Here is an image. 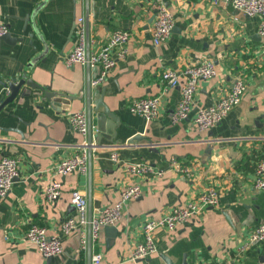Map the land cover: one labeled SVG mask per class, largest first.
Returning <instances> with one entry per match:
<instances>
[{
  "label": "crops",
  "instance_id": "obj_1",
  "mask_svg": "<svg viewBox=\"0 0 264 264\" xmlns=\"http://www.w3.org/2000/svg\"><path fill=\"white\" fill-rule=\"evenodd\" d=\"M164 5L174 25L168 39L155 46L152 0H0V22L12 37L22 38L13 47L0 43V80L24 75L44 89L75 98L52 106L40 91L23 86L2 105L0 84V159L19 160L18 176L0 201V264H87L88 247L80 248L82 231L64 235L60 230L65 220L77 217L71 192L85 196L91 219L113 205L131 183L139 185L141 195L126 204L112 226L116 237L102 228L98 241L90 245L92 254L103 255L102 264H262L264 240L248 244L251 231L264 221V191L253 188L255 166L264 157V36L258 33L262 19L246 16L225 1L213 5L211 0H164ZM80 18L89 51L104 45L115 30L130 35L125 57L102 84L91 87L93 94L103 93V104L119 124L104 116L98 124L103 109L92 112L91 143L96 147L87 173L58 178L54 167L82 142L68 115L86 113V85L98 73L64 63L77 44ZM201 61L213 62L217 75L198 84L195 109L188 120L174 124L171 114L180 92L164 91L161 75ZM236 78L246 85L240 103L210 130H196L195 112L218 102ZM155 96L161 97L156 119L146 122L128 110L133 99ZM113 152L118 164L110 159ZM172 159L188 168L189 176L172 170ZM137 163H148L164 176L133 178L122 171L125 164ZM54 178L60 180L62 193L50 203L43 192ZM210 188L218 192V206L206 208L175 231L157 229L158 253L129 259L143 240L145 221L165 216ZM30 225L57 236L62 253L44 258L24 243ZM88 231L86 227L87 237Z\"/></svg>",
  "mask_w": 264,
  "mask_h": 264
},
{
  "label": "built area",
  "instance_id": "obj_2",
  "mask_svg": "<svg viewBox=\"0 0 264 264\" xmlns=\"http://www.w3.org/2000/svg\"><path fill=\"white\" fill-rule=\"evenodd\" d=\"M155 6V15L152 23V43L157 46L165 42L171 34L173 19L164 5V0H152ZM221 1L229 3L236 11L246 16H259L262 20L259 25V35L264 36V0H211L213 5ZM79 26L76 31L77 44L64 58L67 67L75 65L88 66L98 71L90 86L98 87L113 71L118 60L123 59L127 53L126 45L130 35L124 30H115L111 33L104 45L96 50L89 51L83 19L78 20ZM8 32L7 26L0 22V36ZM217 71L213 62L201 61L186 66L182 71L165 70L161 79L164 91L178 88L180 97L178 104L171 114L174 124L189 119V115L195 109V94L198 84L215 78ZM10 81H4L2 93L8 95ZM246 91V85L241 78H236L227 94L214 105L206 109H198L192 120L193 126L198 131H208L220 123L228 113L241 101ZM161 97H146L133 99L128 110L150 122L157 118L161 105ZM71 128L82 137V142L76 146L77 151L59 162L53 169L55 177L62 178L69 174H86L88 170V158L90 152L95 150L94 144L88 143V120L84 111L72 112L68 115ZM110 159L118 164V154L113 152ZM19 160L12 157L0 159V201L5 199L11 186L18 176ZM170 168L189 176V170L180 166L177 160L172 159ZM122 171L133 178H141L152 175L162 178L164 172L156 170L148 163L125 164ZM253 188L264 191V157L256 164L254 170ZM62 193V185L59 179H51L46 185L43 195L47 202L53 203L58 200ZM141 195L138 184H127L120 192L118 200L111 206L100 210L97 216L88 219L87 201L85 196L78 190L70 194V204L75 208L77 217L68 218L60 230L64 235L81 230L80 248L85 251L88 247V237L84 232L90 228V245L95 244L99 238V232L106 226H113L121 219L122 211L126 204L136 200ZM218 192L213 188L200 193L198 197L182 206H174L165 216L159 219H148L142 225L143 240L137 243L131 250L129 259L132 261L149 258L156 255L157 249L154 242V232L157 229H165L169 232L184 226L192 219L200 216L206 208L218 206ZM264 240V221L258 224L248 236V244ZM23 242L33 246L44 258H51L62 253V244L57 236H48L47 230L38 225H30L23 236ZM103 255L96 252L91 256V264H102ZM264 264V255L263 262Z\"/></svg>",
  "mask_w": 264,
  "mask_h": 264
},
{
  "label": "water",
  "instance_id": "obj_3",
  "mask_svg": "<svg viewBox=\"0 0 264 264\" xmlns=\"http://www.w3.org/2000/svg\"><path fill=\"white\" fill-rule=\"evenodd\" d=\"M33 15L34 14L31 15V19ZM21 41H22V38H14L8 32L5 35L0 36V43L4 42L6 45L10 47H13L16 43H20ZM86 67L89 68L88 66ZM19 72H22V68L19 69ZM9 81H10V84H9L10 93L8 95L2 94V97H1V101H3L2 105H5L6 102H9L10 100L14 99L16 94L19 92V90L23 86H27L28 88H31L33 90L40 91L43 98L47 100L52 106L58 104L59 102H62L63 100L70 102L75 99L74 97L68 96L66 94H60L57 92H53L50 89H44L34 84V82L31 79H27L24 75L11 78ZM0 84H2V87L4 86L3 81H1ZM102 98H103V93L93 94L92 88L90 86V82H88L86 85V90H85V105H86V113H87V120H88L87 140L89 144L91 143V135H92L91 134V114L92 112H98L99 109L101 108L103 109V111L97 116L98 124L100 123V120L101 118H103V116L112 120L116 125L119 124L117 119L114 118V116L109 112L108 108L103 104ZM112 132L114 136L115 131L113 130ZM135 139L137 138L131 139L128 143L133 142ZM104 232L109 237L112 236V238H115L116 233H117L116 228L112 226L104 227ZM91 255H92V251H91V246H90V228H89V231H88V263L87 264H91Z\"/></svg>",
  "mask_w": 264,
  "mask_h": 264
}]
</instances>
